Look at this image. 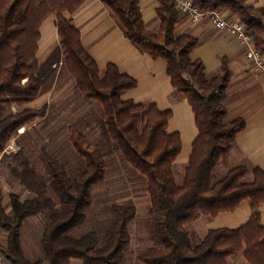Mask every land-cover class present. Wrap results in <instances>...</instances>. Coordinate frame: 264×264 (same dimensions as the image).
Returning <instances> with one entry per match:
<instances>
[{
  "label": "trees",
  "instance_id": "1",
  "mask_svg": "<svg viewBox=\"0 0 264 264\" xmlns=\"http://www.w3.org/2000/svg\"><path fill=\"white\" fill-rule=\"evenodd\" d=\"M115 16L125 37L142 53L167 62V74L175 93L173 100L185 98L193 109L199 136L184 171L183 184L177 183L173 164L181 153L180 135L167 132L171 112H161L154 103L125 101L123 93L136 81L114 65L101 71L87 54L78 30L66 14L75 13L82 0H0V158L19 136L45 117L47 107L24 108L39 98L41 90L63 65L75 81L85 101L98 104L82 118L89 127L95 124L100 143H92L86 133L73 127L70 142L83 167L72 177L64 166L43 151L42 174L27 161L12 168V175L33 194L22 200L10 195L11 212L3 207L0 193V231L6 246H0L10 264H124L132 248L129 227L137 218L132 202L114 204V220L104 239L96 231L80 237L71 232L81 226L92 204L93 190L108 177L103 147L118 153L131 169L144 178L150 197L148 224L149 247L136 258L139 264H228L243 255L246 264H264V227L260 207L264 204V172L245 167L213 178L214 170L228 158L237 136L246 129L243 118L227 121L224 104L226 90L233 78L226 59L220 72L212 77L202 62L191 59L199 41L177 35L182 15L174 1L160 0L158 32L146 29L139 0H100ZM203 11L229 12L257 36L262 23L255 19L264 9H254L243 0H193ZM51 15L57 18L59 45L43 62L38 60L40 27ZM236 19V18H235ZM17 156V155H16ZM253 179L247 180L248 176ZM249 201L253 216L237 229L210 230L204 239L186 226L201 218H215L233 212ZM49 211V222L42 235L44 257L31 262L22 245V229L28 218Z\"/></svg>",
  "mask_w": 264,
  "mask_h": 264
},
{
  "label": "crops",
  "instance_id": "2",
  "mask_svg": "<svg viewBox=\"0 0 264 264\" xmlns=\"http://www.w3.org/2000/svg\"><path fill=\"white\" fill-rule=\"evenodd\" d=\"M82 1L81 7L73 14H66V17L80 33L85 51L101 71L109 65H114L122 74L136 81L135 88L123 93V100L137 104L154 103L161 112L172 113L167 132L171 135H180L182 143L181 153L173 168L175 173H184L199 130L188 101L183 97L175 100L172 98L175 90L167 74V62L142 54L125 37L112 11L100 0ZM243 1L256 10L264 9V5L257 0ZM139 7L146 29L158 32L161 27V20L157 14L160 0H139ZM223 13L227 17H233L229 12ZM255 19L262 25L257 36L251 35L253 46L264 56V15L258 14ZM176 33L179 36H192L199 41L191 53V59L203 63L208 77L218 74L223 66V60L226 59L227 66L233 73L224 102L228 110L227 121L243 118L246 122V129L237 136L227 164L230 165V169L245 165L251 170L260 169L264 172V79L247 61L245 47L241 46L233 35L217 30L207 19L193 24L182 16ZM59 42L57 18L51 15L40 27L38 60L43 62ZM38 99L32 103L36 104ZM259 211L264 227V204ZM252 216L250 202L244 201L233 212H223L212 219L201 217L187 225L186 229L204 239L210 230L241 228L248 224ZM131 228L132 225L129 227L132 238ZM124 264L139 263L134 261ZM228 264L239 263L231 258Z\"/></svg>",
  "mask_w": 264,
  "mask_h": 264
},
{
  "label": "rangeland",
  "instance_id": "3",
  "mask_svg": "<svg viewBox=\"0 0 264 264\" xmlns=\"http://www.w3.org/2000/svg\"><path fill=\"white\" fill-rule=\"evenodd\" d=\"M29 106L35 110L46 106L47 111L45 117L37 120L31 127L21 128L24 132H19V136L11 141L16 145L15 150L9 151L0 158V193L3 207L7 213L11 212V194L19 195L22 200L34 197L14 178L12 175L13 167L27 161L37 171L44 174L45 168L40 159L43 151H47L52 158L64 166L70 176L75 177L83 165L70 142V128L82 130L92 143L96 144L101 141L95 124L86 127L82 122L83 117L89 115L92 110L100 111L101 107L98 104L85 101L83 95L78 92L75 81L63 65L57 68L55 76L44 85L36 104L32 103L24 107L14 106L12 112L30 108ZM103 151L108 163L107 180L103 185L93 190L92 204L87 211L86 220L72 231L71 235L80 237L90 231H96L103 240L106 231L111 227L114 220L111 206L132 202L137 209V218L131 228L132 248L128 257L129 262L132 263L136 261L138 254L150 245L147 241L146 231L150 197L144 178L134 172L124 162L120 154L112 153L107 147H103ZM227 159L222 160L214 170L213 178L215 180L222 178L229 171L238 167H245L250 172L253 171L245 165L230 169ZM176 179L181 186L184 173H176ZM252 179V175L247 177V180L251 181ZM49 216L50 212L46 211L38 216L28 218L21 231L25 256L33 263L44 257L42 235L49 222ZM6 242V234L0 231V244L6 246ZM234 259L239 264H246L243 255ZM73 261V264L80 263L76 260Z\"/></svg>",
  "mask_w": 264,
  "mask_h": 264
},
{
  "label": "built area",
  "instance_id": "4",
  "mask_svg": "<svg viewBox=\"0 0 264 264\" xmlns=\"http://www.w3.org/2000/svg\"><path fill=\"white\" fill-rule=\"evenodd\" d=\"M172 1H174L175 6L180 14L191 23L198 24L204 19H207L209 23L217 30L225 31L233 35L239 44L245 47L247 61L253 65L255 71L264 79V56L259 50L254 48L253 39L243 23L233 17H227L223 12L220 11H203L195 5L193 0ZM257 2L264 5V0H257ZM19 132L23 133L24 130L20 129ZM15 148L16 145L11 143L7 147L6 151H14ZM0 264H10L1 249Z\"/></svg>",
  "mask_w": 264,
  "mask_h": 264
}]
</instances>
